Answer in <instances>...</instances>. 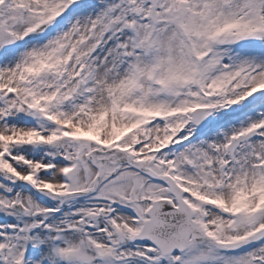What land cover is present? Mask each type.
Masks as SVG:
<instances>
[{"label": "rangeland", "instance_id": "obj_1", "mask_svg": "<svg viewBox=\"0 0 264 264\" xmlns=\"http://www.w3.org/2000/svg\"><path fill=\"white\" fill-rule=\"evenodd\" d=\"M30 3L33 4V0ZM141 3L145 6V8L141 7L145 16L137 21L139 37L136 40L131 37L127 27L128 21L131 18L134 19L133 14L128 10L131 0H112V4L107 5L108 8L112 7L113 14L108 17V20H105L102 8H97L88 14L80 12L73 18V21L67 28L61 30L55 38H52L51 42H33L17 53L6 57L2 61L4 68H15L14 72L8 73L7 78L15 80L18 71L22 70L25 64L34 62V55H44L51 45L58 46V49L54 53L56 56L63 58L68 52L73 51L76 54L77 60L87 62L93 58L92 50L95 42L103 40L104 44L100 51L95 54L94 60L85 69L86 84L89 83L86 88L89 92L85 93V86H82L83 84H77L75 81L69 79L65 80L64 88L59 95V101L56 106L51 108L48 118L56 116L65 119L82 114L85 116L84 120L81 117L76 125L72 126L69 122L65 123V125L70 129L85 132L86 128L91 125V120H95L99 113L113 110L110 104L111 99L118 101L120 104L130 103L137 105L136 102L143 98L147 105L153 107L162 103L161 101H164V99L161 98L159 100L155 95L156 93L145 96L146 92H158L160 94L161 91L155 87H151L147 82L148 75L146 73L149 71L151 64L148 62L149 59L144 56L146 47L144 40L147 33L152 31V26L150 25L149 10H146L147 5L139 1L136 9L139 10ZM41 5L46 7L47 1L41 0ZM250 5L260 7L264 3L261 0H161L159 6L160 20L153 31V38L157 40V48L151 56H153L154 62L155 59L157 60L155 63L160 69L162 66L163 68H168L172 64L173 68L171 67L170 72L166 76H162L161 72L158 78H163L168 86L175 85L180 81V78L176 77L174 73L177 71L175 67L181 68L186 63H184L185 56L183 55V49H181V41L185 40L181 39L180 36L182 34L183 36H187L190 42L197 44L200 49L209 46L217 49L216 55L210 59L209 63L212 66H215L214 62L220 63V71L222 73H216L215 76H213L214 73L209 74V79L220 75L223 78L222 81H233L234 86L236 81L240 80L241 84L239 89L235 90V95L243 91V85L247 84L254 75L257 74L261 77L259 80L264 79V67L260 66L256 68V61H249L250 58L258 55V52L251 51L258 49L256 45L249 44L243 47L249 50H243V48L225 46L224 41L226 39L218 45L210 42V33L212 31L220 25L233 20L243 24L244 27L240 35L243 34L246 38L248 35L246 26L253 24V15L249 9ZM0 34L3 35L1 28ZM1 35V39H7V37ZM240 50L243 51L240 52ZM224 58H228L229 63L223 62ZM181 59L183 60L181 61ZM12 63H14L13 66ZM134 66H139L142 72L141 87L143 93L141 95H137L132 88V77L127 76L132 67L131 71H133ZM173 69L174 71H172ZM241 75H243V78H239ZM56 84H60L63 87L56 77H50L44 84H41V87L43 88L42 90L50 95ZM179 85L180 83H177V86ZM50 86H52V89H50ZM188 101H190V98L186 97L183 101L169 103L167 107L183 106ZM32 110V108L29 110L28 108L24 109L17 96H5L0 91V134L12 137L17 131L34 130L31 118L33 114L30 113ZM252 112L254 116L250 115L251 112L243 115V121L239 123V126L243 125L244 127V125L257 123L259 115L255 111ZM115 118L116 116L113 114L112 120ZM64 121L66 122V120ZM176 121L177 123H181L179 119ZM47 124L46 129H51L53 122ZM161 127V120L156 121L153 125L156 133ZM166 135L167 133L163 131V137ZM214 137L215 141H208L209 137L204 136L202 141L196 142L199 146H195L187 150V152L184 150H178L177 153L166 152L159 154V157L169 158L171 154H173V157L181 156L179 164L176 165H179V174L185 178L196 180L205 187V198L192 201V204L197 208L199 222L206 223L209 232L217 234L220 240H230L247 230L248 224H246V221L251 220L253 216L256 217L253 226H258L264 219V215H256L251 209H248L244 213L245 215L243 214L244 216L234 225L230 223L229 216L225 214V212H228L227 205L234 199L237 189H244L243 187L245 186L248 192L253 184L258 181H264V168L256 166L257 160L264 157V144L259 142V138L244 143L236 152V159L231 162L230 167L223 170L222 162L225 158V153L222 148L227 140V136L223 139L222 135L218 139L217 135ZM211 138L213 139L212 136ZM2 145L0 140V148ZM97 146L99 145L86 144L80 146V161L76 160L78 161L77 169L70 176L71 190H85L91 188L93 185L96 166L90 164V174L88 172L86 174L85 172L83 173V168H86L87 164H89L83 155L86 151ZM11 148L13 149V147ZM14 150H16L17 154L10 157L14 168L20 167V170L17 169L20 173L28 171L31 174H36L38 181L42 179V174L39 172H43L45 177L51 175V172L47 173L43 168L44 165L55 160V162L66 161L70 165V162L74 160L71 146L61 140H58L54 144L45 142L42 145L35 144L34 146L18 145L14 147ZM120 169L119 175L116 176H112L108 171L106 176L100 181L95 192L81 195L78 198H68V208L64 206L60 214L52 217L47 215L44 204L35 199L31 191L26 187L16 186L18 190L14 194H17V199L22 200L26 204L32 198L34 199V204L26 206L25 209L30 207L32 211L35 210L37 213L35 218L49 217V222L44 226V236L39 238L38 236H34L36 250L38 249L39 252L43 253L42 255H45L47 261L40 263L57 264V259L54 256H61L62 261L60 264H97L94 258L95 247L99 246L103 248L105 245L96 244L92 246L96 240L95 231H91L93 236L90 235L85 238L80 233L73 234L71 231H68L69 229L64 224L78 222L83 214L88 215L89 221H94L99 208L106 206L110 199L119 201L127 209L129 207H136L138 203L131 199L132 194L128 191L132 180L135 178L128 180L125 187L121 190V194H117V191L109 187L111 180L116 179L124 172L122 168ZM139 175L140 179H136V200H139L138 195L141 194H144L143 203L147 196H162L166 194L163 187L157 188L153 185H147L145 179L146 181L150 180L140 173ZM142 183L143 187L141 186ZM188 187L191 191L196 189L193 185H188ZM63 188V186H60L57 190L61 191ZM120 195L121 199L119 198ZM12 199L15 198L10 196L8 200L11 201ZM127 209L120 210L126 219H117L113 215L110 219L101 220L100 225L105 222L106 225L114 227L115 224L110 223V220L113 219L117 224L121 223L124 225L123 228L127 232H131L132 230L126 224L131 222V216ZM9 211L8 208H0V213H7ZM100 236L102 237V233H100ZM2 241L0 238V249L4 247ZM4 241L8 240L5 239ZM124 244L127 246L128 241H125ZM51 245L53 246L50 250ZM5 247L6 250L1 255L4 258L3 262L5 264H14L19 248L13 249V244L8 248L7 246ZM101 250L105 261L99 264H153L151 262L138 263L128 260L114 262L111 255L112 249H110L109 254L107 250ZM120 251L122 252L121 258L127 257L125 256L128 255L127 248H122ZM45 257L41 260H45ZM172 260L173 264H264V237L259 238L242 251L233 254H226L223 249L210 242L193 241L189 244L185 253L176 254ZM1 263L2 261H0Z\"/></svg>", "mask_w": 264, "mask_h": 264}, {"label": "bare ground", "instance_id": "obj_2", "mask_svg": "<svg viewBox=\"0 0 264 264\" xmlns=\"http://www.w3.org/2000/svg\"><path fill=\"white\" fill-rule=\"evenodd\" d=\"M62 165L61 164H57V166L55 167V169L52 171V177H51V182L53 184H59L61 182V173H62ZM134 172L131 170H127L121 173V175L119 177H117L114 180H111L110 182V187L112 189H114L115 191H121L126 183L128 182L129 179H131L132 176H134ZM159 187V186H157ZM168 219L175 223V217H168Z\"/></svg>", "mask_w": 264, "mask_h": 264}]
</instances>
